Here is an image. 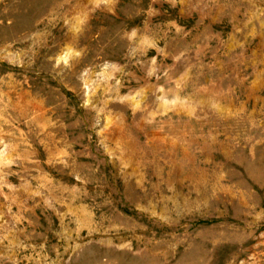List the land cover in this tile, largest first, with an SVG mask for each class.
I'll return each mask as SVG.
<instances>
[{
  "label": "rangeland",
  "instance_id": "1",
  "mask_svg": "<svg viewBox=\"0 0 264 264\" xmlns=\"http://www.w3.org/2000/svg\"><path fill=\"white\" fill-rule=\"evenodd\" d=\"M0 264H264V0H0Z\"/></svg>",
  "mask_w": 264,
  "mask_h": 264
}]
</instances>
